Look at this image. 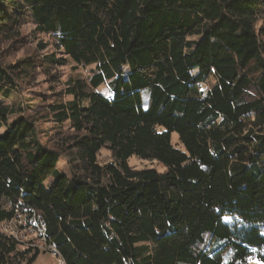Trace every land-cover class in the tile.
<instances>
[{
	"label": "trees",
	"instance_id": "16d2710c",
	"mask_svg": "<svg viewBox=\"0 0 264 264\" xmlns=\"http://www.w3.org/2000/svg\"><path fill=\"white\" fill-rule=\"evenodd\" d=\"M27 21L63 57L0 56V264L35 261L28 233L64 264H264V0H0V36ZM39 62L94 67L52 145L18 100Z\"/></svg>",
	"mask_w": 264,
	"mask_h": 264
},
{
	"label": "rangeland",
	"instance_id": "374dc122",
	"mask_svg": "<svg viewBox=\"0 0 264 264\" xmlns=\"http://www.w3.org/2000/svg\"><path fill=\"white\" fill-rule=\"evenodd\" d=\"M260 24L261 22L257 21L255 26L257 31H259ZM262 39H264V35H262ZM42 45L45 46V49L43 50L40 49V46ZM0 56L6 63H15L26 58H43L44 56H55L58 59L63 57V55L54 48L52 37L36 32L35 25L29 21L24 22L19 29H15L10 36H0ZM75 69L76 68H74L72 64L56 67L45 66V64L39 62V64H34L27 77L20 80L21 88L18 100L28 99V103L33 104L37 102L44 103L41 107L31 105V108L34 109V111L36 110L35 113L40 112L39 115L37 114V117L44 115L42 121L38 122L36 127L41 131V135L49 134L48 141L46 142L47 145L50 143V140H52L50 143L52 145L56 139L59 141L61 137L59 132H56L53 127L54 122H51L47 117V105L55 102L59 95H63L62 93L66 89V81L71 75L78 74L84 77L89 76L94 67L79 68L77 69V72L74 73ZM99 90L103 92L105 89L104 87H99ZM34 114H32V111H29L28 115ZM59 130L62 131V129ZM63 131L65 133L66 129H63ZM41 139L43 142L46 141L43 137ZM176 141L177 138L173 135L172 142L174 143ZM111 160V154L108 150L102 149L99 152V163L104 164ZM59 163L60 171L62 168L65 169L66 164L64 160H60ZM128 164L130 167L138 170L145 168H155L158 171L162 170L161 166L155 162L143 161L135 157L130 158ZM25 238H23V241L34 240L32 244L36 245L40 251V255L32 264H64L61 259L43 243V241L38 240L39 238H37L35 234L29 233ZM249 264L260 263L257 261H250Z\"/></svg>",
	"mask_w": 264,
	"mask_h": 264
},
{
	"label": "built area",
	"instance_id": "2783aa9c",
	"mask_svg": "<svg viewBox=\"0 0 264 264\" xmlns=\"http://www.w3.org/2000/svg\"><path fill=\"white\" fill-rule=\"evenodd\" d=\"M25 220H24V218L23 217H21L20 215H17V217H16V219L15 220H13V221H11V222H9L8 224H6V230H10V228H15V226L16 227H25ZM29 227H38V226H36V224H35V220H34V217L32 216L31 217V219H30V221H29ZM41 228V227H40Z\"/></svg>",
	"mask_w": 264,
	"mask_h": 264
},
{
	"label": "bare ground",
	"instance_id": "6f19581e",
	"mask_svg": "<svg viewBox=\"0 0 264 264\" xmlns=\"http://www.w3.org/2000/svg\"><path fill=\"white\" fill-rule=\"evenodd\" d=\"M6 224H8V223H6ZM6 224L2 225V229H3V231H4L5 233H7V232H11L12 234H14V233H15V232L13 231L14 228H10V230H6ZM41 228H42V227H41ZM19 230H21V229H19ZM25 230H26V229H25ZM28 231H29V230H28ZM37 231H38V230H37ZM37 231H36V232H37ZM11 233H10V234H11ZM24 233H25V232H24ZM34 233H35V231H34ZM39 233H40V232H39ZM42 233H43V232H42ZM8 234H9V233H8ZM8 234H7V235H8ZM20 234H21V233H20ZM22 234H23V233H22ZM28 234H29V233H28ZM18 235H19V234H18ZM12 236H13V235H12ZM20 236H21V235H20ZM30 236H31V235H30ZM40 236H41V235H40ZM25 237H27V236H25ZM28 237H29V236H28ZM19 238H20V237H19ZM19 238H18V239H19ZM23 238H24V236H23ZM25 239H26V238H25ZM22 241H23V240H22Z\"/></svg>",
	"mask_w": 264,
	"mask_h": 264
}]
</instances>
